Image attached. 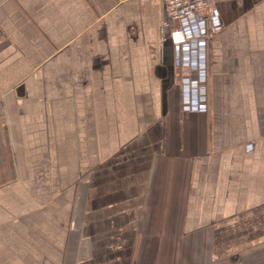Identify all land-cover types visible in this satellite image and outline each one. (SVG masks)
Returning <instances> with one entry per match:
<instances>
[{
  "label": "crops",
  "instance_id": "crops-1",
  "mask_svg": "<svg viewBox=\"0 0 264 264\" xmlns=\"http://www.w3.org/2000/svg\"><path fill=\"white\" fill-rule=\"evenodd\" d=\"M214 2L176 45L163 0H0V264H264V0Z\"/></svg>",
  "mask_w": 264,
  "mask_h": 264
},
{
  "label": "rangeland",
  "instance_id": "rangeland-1",
  "mask_svg": "<svg viewBox=\"0 0 264 264\" xmlns=\"http://www.w3.org/2000/svg\"><path fill=\"white\" fill-rule=\"evenodd\" d=\"M203 1L208 3V6L207 5L204 6L205 10L202 11L201 9H198V10H200V13L192 15L191 17L187 18L186 21H188L190 19H196V20L202 21L203 23L210 22L211 19L213 18V16L217 14V8H216V4H215L214 0H203ZM163 3H164L165 19L163 20V23H162V31L164 34L166 31H169L170 32L169 38L173 41V38L171 37L172 33L175 31H178V30H182V29L184 30V24L186 23V21H184V23H182V24L176 23V21L169 22L168 21V14H167L168 3L166 2V0H163ZM165 39H166L165 37L162 38L163 41H165ZM185 40H186V36H185ZM183 43H185V42H183ZM178 44H182V43H178ZM4 123H5V125H4ZM0 129H9L6 126V119H3V121H0ZM8 153H6V152L1 153L2 154L1 158L4 157V160H1L0 171H2V170L6 171L7 170V172H9L8 174H10L11 177L15 178L16 177V171H15V165H14V158L12 156V153H10V152H8ZM9 165H10V167H9ZM3 179L6 180V177H3ZM80 190H81L80 191L81 192V194H80L81 198H79V200L76 199L75 204H74L75 208H77V214L74 213L73 217H72L75 224H77V220H79L80 208H81L82 202H83V200H82V198H83L82 188H80ZM53 200H51V202H53ZM57 201L58 200H56V203H57Z\"/></svg>",
  "mask_w": 264,
  "mask_h": 264
},
{
  "label": "built area",
  "instance_id": "built-area-1",
  "mask_svg": "<svg viewBox=\"0 0 264 264\" xmlns=\"http://www.w3.org/2000/svg\"><path fill=\"white\" fill-rule=\"evenodd\" d=\"M166 2L168 3V21H176V23L180 24L184 23V21L192 15L199 14L200 10L198 9L204 11V6H208V3L203 0H166ZM171 37L175 44L186 41L183 29L173 32Z\"/></svg>",
  "mask_w": 264,
  "mask_h": 264
}]
</instances>
